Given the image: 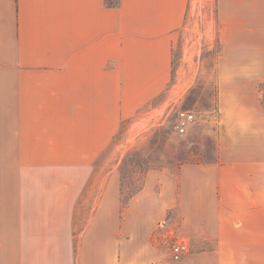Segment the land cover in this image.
<instances>
[{
  "label": "crops",
  "instance_id": "obj_1",
  "mask_svg": "<svg viewBox=\"0 0 264 264\" xmlns=\"http://www.w3.org/2000/svg\"><path fill=\"white\" fill-rule=\"evenodd\" d=\"M178 39L180 60L221 43L217 159L149 170L122 222L119 175L98 159L140 106L194 81L173 67ZM260 82L264 0H0V264L10 248L46 251L17 264H62L85 186L78 264H264Z\"/></svg>",
  "mask_w": 264,
  "mask_h": 264
},
{
  "label": "rangeland",
  "instance_id": "obj_2",
  "mask_svg": "<svg viewBox=\"0 0 264 264\" xmlns=\"http://www.w3.org/2000/svg\"><path fill=\"white\" fill-rule=\"evenodd\" d=\"M110 1L116 3L118 0ZM188 14L189 21L197 18L196 20L203 24L208 19L209 11L202 10L196 13V17L192 16L191 11ZM185 44L187 47L191 43L186 41ZM181 47L182 43L178 39L174 47L173 67L181 64L187 71L196 69L194 81L186 82L185 89L181 91L160 92L140 106L130 119L122 121L120 131L114 137L110 149L98 159L105 161L106 167L115 168L119 175V209L122 222L125 220L123 216L129 197L142 186L144 176L149 170L168 169L176 172L182 163H209L217 159V143L222 134V124L217 100L215 56L221 48V43H212L210 48L206 43L199 57L184 60L179 59ZM190 76L192 78L191 74ZM258 90L264 108V82L258 83ZM179 111L193 114V120L183 132H179L177 127L176 118ZM107 172L106 169L105 173ZM80 193L74 203L73 249L56 250L58 262L62 264L70 259L73 264H78L80 230L87 221L84 214L90 212L93 204L88 200L91 195L86 186ZM15 220V217L10 216V232L16 230L15 224L12 223ZM167 228H171L170 233H176L175 223H171V227ZM179 241L183 242V239L170 236L169 247ZM45 252L10 248L9 264H17L18 260L23 258H39Z\"/></svg>",
  "mask_w": 264,
  "mask_h": 264
},
{
  "label": "built area",
  "instance_id": "obj_3",
  "mask_svg": "<svg viewBox=\"0 0 264 264\" xmlns=\"http://www.w3.org/2000/svg\"><path fill=\"white\" fill-rule=\"evenodd\" d=\"M177 127L179 132H183L187 125L193 120V114L188 111H179L177 114ZM187 251V245L182 242H175L171 245V255L173 260H179Z\"/></svg>",
  "mask_w": 264,
  "mask_h": 264
},
{
  "label": "trees",
  "instance_id": "obj_4",
  "mask_svg": "<svg viewBox=\"0 0 264 264\" xmlns=\"http://www.w3.org/2000/svg\"><path fill=\"white\" fill-rule=\"evenodd\" d=\"M117 3V2H116ZM116 3H113V2H111L110 0H106V4L108 5V6H113V5H115Z\"/></svg>",
  "mask_w": 264,
  "mask_h": 264
}]
</instances>
